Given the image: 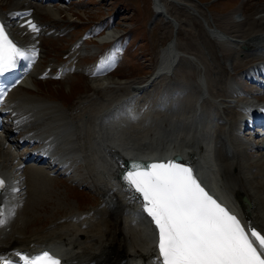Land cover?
<instances>
[{"label": "bare ground", "instance_id": "6f19581e", "mask_svg": "<svg viewBox=\"0 0 264 264\" xmlns=\"http://www.w3.org/2000/svg\"><path fill=\"white\" fill-rule=\"evenodd\" d=\"M41 1L58 3L59 0ZM192 1L206 9L205 2ZM5 3L6 7L0 5V25L5 26L9 38L28 56H33L40 66L44 47L40 43L42 38H39L44 33L39 22L33 20L34 16L47 13L53 22L63 21L59 16L62 8L52 10L34 5L30 0H6ZM152 4L153 20L161 17L176 31L164 46L159 47L153 72L146 79L128 82L112 78L114 71L110 68L116 67L118 62L116 52L112 50L110 58L100 62L96 71L90 72L91 79L94 77L89 84L92 92L80 96L72 107L62 109L56 101L46 100L36 91L32 93L33 88L38 90L32 79L35 77L33 71L10 93L8 104L14 110L13 118H8L9 122L0 135V179L5 182L0 190V211L3 213L0 218L5 221L0 224V257L4 258L0 264L5 261L22 264L16 253L34 256L42 252H48L61 264H157L155 225L142 211L138 194H135L137 199L131 198L134 193L128 191L119 170L126 159L150 160L154 156L166 155L172 147L178 153L191 149L190 159L196 164V178L207 186V191L214 193L213 198L244 225L264 234V135L253 131L242 138L236 130L241 118L239 109L248 111V101L254 103V100H245L244 96L240 97V92L233 94L232 88L223 95L216 93L220 82L209 77L220 69L225 70L223 65L204 64L198 56L178 50V21L167 12L163 0H152ZM177 7L184 8L180 4ZM234 16L236 19L228 21L227 25L232 22L236 27L264 23V10L250 22L240 19L239 14ZM28 21L35 24L38 31L31 30ZM203 21L209 36L218 43L223 42L217 44L220 56H233V50L230 48L231 52L226 46L248 45L250 51L242 53L243 59H234L228 71L237 69L250 58L255 62L248 66L247 72L263 74L264 27L231 35L219 29L212 17L206 16ZM116 35L115 31H108L99 42L116 40ZM189 35L195 36L190 32ZM85 50L81 45L71 47L68 53L74 60L66 57L62 64L54 69L52 65L48 66L39 74L49 79L48 72L55 71V80H66L69 77L65 75L77 72L75 57ZM185 58L196 71L199 70L194 80L203 90H197L200 95L197 102L199 100L201 106H205L214 101L215 109L228 120V126L220 121L219 126L211 130L203 118L207 112L203 110L197 115L189 92L181 96L183 108L177 104L172 111L171 103L166 100L169 84L174 81V87L183 89L189 80H193L194 71L179 62ZM19 62L18 58L16 64ZM185 74L187 78H183ZM244 78L252 86L255 84L250 77ZM31 82L33 88L28 86ZM200 82L205 89L200 87ZM17 90H23L26 95L16 96ZM261 94L252 92V97L263 100ZM87 103L94 106L87 109ZM61 105L65 107L64 103ZM29 144L33 146L28 153L27 150H18ZM211 145L215 148L214 158H218L219 173L211 162ZM31 154L35 156L31 158ZM52 158L64 162L68 172L63 173L62 167L53 165ZM33 159L37 165L30 164ZM77 160L82 163L71 167ZM39 163L44 165L39 166ZM191 164L185 163L188 167ZM52 172L68 175L77 183L86 182L99 198V203L87 210L73 209L45 228L30 229L35 219L32 212L48 206L50 192L47 183L52 180L48 177ZM35 175L37 178L33 180Z\"/></svg>", "mask_w": 264, "mask_h": 264}, {"label": "rangeland", "instance_id": "374dc122", "mask_svg": "<svg viewBox=\"0 0 264 264\" xmlns=\"http://www.w3.org/2000/svg\"><path fill=\"white\" fill-rule=\"evenodd\" d=\"M5 1L6 0H0V5L2 4L5 6ZM30 1L34 5L37 4V6H42L44 8L50 7L52 10H54L55 7L62 8L59 16L63 18V21L59 20L53 22L47 13L34 16L33 20L39 22L44 33V37L42 36L39 38H42V41L39 42L44 47V54L41 58L42 64L40 66L36 65L34 68L35 77H32L38 86V90H34L32 86L33 82H31V84L28 83V86L31 85L33 88L32 93L36 91L35 93L38 96H42L46 100L56 101L62 109L72 107L71 105L74 104L80 96L92 92L89 84L94 77L91 79L90 67L93 64V60L97 57H92L90 55L96 54L99 50L102 51V54L106 52H104L105 48L103 47V49L101 45L96 42V39L99 40V35H105L111 30L115 31L117 34L116 37L118 41L112 46L113 48H117L119 59L118 65L111 74V77L114 79L119 78L127 80L128 82H140L153 72L159 47L164 46L170 39L172 33L176 31L175 27L173 28L169 22H166L161 17L155 21L153 20L152 15H154V11L152 0H59L58 3L48 1L52 4L47 2L42 3L41 0ZM199 1L206 3V9H203V6H199L197 2L195 3L192 0H163V3L166 4V8L168 9L167 12L178 21L180 26L177 34L178 50L181 49L182 51L188 52V54L191 53L192 55L198 56L204 64L209 63V65L214 66H218L219 64L223 65L225 70L220 69L216 73H212L209 77L210 80L213 78L218 79L220 84L215 92L223 95L222 93L230 90L232 84L238 87H242L246 84V82L243 81V76L247 74L245 70L255 61H251L249 58L243 65L232 70V73L228 71L234 59H243V57H241L242 53L244 54L246 51H249V49H247L248 45L233 48L231 46H224L231 52L233 50V56L232 54V57L228 55L220 56L218 51L219 45L217 44H223V42L218 43L213 37L209 36L203 18H206V16L212 17V22L216 23L219 29L221 28V30L231 35L243 33V31L249 28H258L262 30L264 23L263 25L256 23L254 25L247 24L238 27L234 26V22H232L233 26L227 25L226 23L228 21H234L236 19L234 15L236 14H239L240 19H247L249 22L257 18L259 12L264 10V0ZM182 3L184 4L182 5ZM177 4H180V6L184 8L177 7ZM189 7L192 9H189ZM195 10L198 11L195 12ZM186 11H188V14ZM201 15L204 17L202 18ZM176 20L174 21L176 22ZM189 32L195 36H190ZM86 39L91 42L83 45L84 41H87ZM76 44L85 47L86 50L80 52V54L78 53L75 57V59H77L75 68L78 69L77 72L73 73L74 75L68 73L65 75V77H69H66V80H55L48 79L39 74L48 66L52 65L54 69L56 64H62L63 62L61 60L65 61L66 57L67 59L71 58L69 55L70 49ZM38 49L40 50L41 48L39 47ZM71 59L74 60V58ZM185 60L186 58L179 60V62H181L186 69L191 70V72L194 71L192 78L196 79L199 70L197 69L196 71L194 66ZM55 74L56 73H52L51 76H55ZM183 78H187V74H185ZM224 85L225 87L223 88ZM68 86H70V88L67 89ZM15 93L16 96L26 95L23 90H17ZM223 97L226 99V96ZM61 103H64L65 107H63ZM93 106V103H87L86 105L87 109ZM17 134H20V132ZM16 140H18V138ZM19 150L21 152L26 150L29 151L30 147L24 146ZM41 170L47 172L45 169L43 170L41 168ZM38 175L39 173H37V176ZM37 176L35 175L32 179H36ZM61 176L62 175L58 173L48 175V177L52 179L47 183V188L51 193H48V206H46L45 209L40 208L32 212L31 215L35 219L30 229L39 230L43 227L45 228L51 221L68 214L73 209L82 211L81 208H85L83 210H87L90 208L91 204L95 206L99 203V198L90 189L91 186L89 184H86V182L77 183L69 178H58ZM79 190L81 191L79 192ZM240 201L242 202V200ZM25 217L26 215H24V218Z\"/></svg>", "mask_w": 264, "mask_h": 264}, {"label": "snow or ice", "instance_id": "6c2138e0", "mask_svg": "<svg viewBox=\"0 0 264 264\" xmlns=\"http://www.w3.org/2000/svg\"><path fill=\"white\" fill-rule=\"evenodd\" d=\"M27 23L31 30L38 31L31 21ZM18 58L29 56L9 38L5 26L0 25V74L14 68ZM122 178L128 191L134 193L132 199L139 194L142 211L155 225L157 264H264V234L244 225L213 198L190 167L174 160L134 162ZM4 184L0 179V190ZM4 222L0 218V224ZM16 255L22 264H61L48 252Z\"/></svg>", "mask_w": 264, "mask_h": 264}, {"label": "water", "instance_id": "95a60500", "mask_svg": "<svg viewBox=\"0 0 264 264\" xmlns=\"http://www.w3.org/2000/svg\"><path fill=\"white\" fill-rule=\"evenodd\" d=\"M179 159V158H178ZM140 163V164H148L146 161H140V160H129L124 162V170H129V168L132 166L133 163ZM243 201H245V198H243Z\"/></svg>", "mask_w": 264, "mask_h": 264}, {"label": "trees", "instance_id": "16d2710c", "mask_svg": "<svg viewBox=\"0 0 264 264\" xmlns=\"http://www.w3.org/2000/svg\"><path fill=\"white\" fill-rule=\"evenodd\" d=\"M80 192V191H79Z\"/></svg>", "mask_w": 264, "mask_h": 264}]
</instances>
